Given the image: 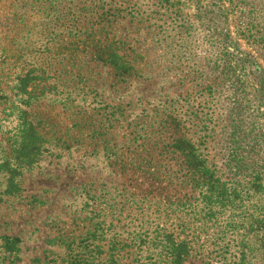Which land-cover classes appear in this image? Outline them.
Here are the masks:
<instances>
[{"label": "rangeland", "instance_id": "obj_1", "mask_svg": "<svg viewBox=\"0 0 264 264\" xmlns=\"http://www.w3.org/2000/svg\"><path fill=\"white\" fill-rule=\"evenodd\" d=\"M16 2L0 0V88L17 57L45 68L49 90L30 109L44 133L30 163L14 151L16 110L0 100V236L18 238L1 264H60L69 249L89 264H168L162 229L191 237L176 226L185 215L174 194L196 197L178 137L226 189L203 203L183 264H264L252 218L264 221V0H58L65 20L50 18L53 35L12 24ZM78 21L87 29L72 36ZM100 44L124 75L94 59L90 45ZM233 188L249 189L238 200L226 196ZM87 232L104 254L81 248Z\"/></svg>", "mask_w": 264, "mask_h": 264}, {"label": "trees", "instance_id": "obj_2", "mask_svg": "<svg viewBox=\"0 0 264 264\" xmlns=\"http://www.w3.org/2000/svg\"><path fill=\"white\" fill-rule=\"evenodd\" d=\"M11 11V23H16L22 28L20 31L29 32L34 29H38L39 32L47 33L48 35H53L52 28L49 27L50 18L60 21H64L65 15L59 16L58 12L64 9V6L58 4V0H17V2L12 6ZM11 7V8H12ZM83 9V8H82ZM46 17H49L46 19ZM30 26V27H29ZM78 29L69 28V32L73 30L72 36H78V32H81L83 28V33L87 29L82 23L78 21L75 26ZM82 33V32H81ZM264 38V34L262 36ZM54 38V37H53ZM63 39L64 42L69 43L70 51H83L84 42L80 44L78 39H72L70 37ZM100 47L95 45H90V53L95 60L101 61L105 64L111 62L113 64L115 73L117 75H124L125 69L120 66L118 63L113 61L114 54L110 52V49L105 44H100ZM69 55V54H68ZM14 56V54H13ZM13 63H11V69L6 70L5 75L2 79L5 80L6 85L11 84L10 88H0V100L4 102L11 101V113L13 110H16V117L19 120L15 126L14 136L17 139L16 148L14 149L17 156L21 157L20 159H25L26 163H30L35 157L40 153V147L44 142V133L42 131L41 122L42 120L36 115L34 116L30 109L32 105L35 104L40 96L47 92L46 80L47 76L46 70L41 65L32 61L31 65L26 63L24 60L19 61L17 57L13 58ZM75 127V126H74ZM101 127H98L97 130H93L96 135H100ZM133 137V136H132ZM127 139L121 145L116 146L114 149H128L131 142H135L133 138ZM138 138L137 135L134 139ZM137 145V144H136ZM174 150H178L180 153V164L183 168V181L194 191L196 190V197L191 199L190 196H186V193L183 196L179 197L174 194L173 204L177 209L184 210V217H181L180 214H176V226L179 228H184L190 230V242L186 243V240L180 239L178 237H172V234L162 229L163 233L161 235V241L165 242L170 240L167 251V257L165 261L168 264H183L184 259L191 254L194 249V243L196 237H199L201 229L203 227V216L204 209L203 203L206 204V200L211 198V192L217 190L216 197H219L223 191H225L224 182L220 181L217 177L213 175V171L206 164L205 160L197 153V149L190 140L185 138H176L172 142ZM15 168L11 167V175ZM12 186V181H11ZM207 188H206V187ZM253 194L261 192L263 188L258 182H253L251 184ZM249 188H240L239 191L234 193V188L226 196H232L234 199H244L243 193ZM208 193V194H206ZM260 200V198H257ZM264 201V195H263ZM239 207V204L237 205ZM250 217H252L250 215ZM262 216L252 217L256 219L254 222L255 230L264 231V221L259 219ZM232 223V220L229 221ZM235 225V224H234ZM166 232V233H165ZM93 233L87 232L85 237H83V244L81 248L85 249L92 244L90 239L92 238ZM91 236V237H90ZM89 237V238H88ZM264 237V233L261 234L260 238ZM2 243V251L0 254V264L3 260L10 257L11 251H15V245L18 241L17 237L10 236H0ZM262 244V243H261ZM260 244V245H261ZM71 248V247H69ZM93 248L97 253L95 256L99 257V254H104V250L98 244H94ZM91 249H88L90 255H92ZM164 251V249H162ZM107 252V250H106ZM69 260H63L60 264H89L91 260H87L84 256L79 255V252L74 249H69ZM190 253V254H189ZM199 253V252H196ZM15 255V252L11 253ZM108 257H111V254L107 252Z\"/></svg>", "mask_w": 264, "mask_h": 264}]
</instances>
